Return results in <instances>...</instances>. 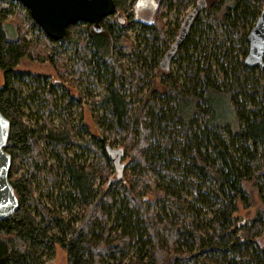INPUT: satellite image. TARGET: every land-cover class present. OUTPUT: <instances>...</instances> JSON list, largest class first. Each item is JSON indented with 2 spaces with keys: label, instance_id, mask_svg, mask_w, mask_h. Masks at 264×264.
I'll use <instances>...</instances> for the list:
<instances>
[{
  "label": "trees",
  "instance_id": "1",
  "mask_svg": "<svg viewBox=\"0 0 264 264\" xmlns=\"http://www.w3.org/2000/svg\"><path fill=\"white\" fill-rule=\"evenodd\" d=\"M112 1L123 25L109 18L98 26L73 23L62 40L42 34L47 50L33 47L20 24L13 40L0 28V113L10 124L4 151L18 201L16 211L0 220V264H42L57 246L67 264H264V64L244 65L246 38L264 0H205V16L196 19L172 61L176 71H162L145 88L141 69L127 73L130 66L122 62L137 54L126 33L139 24L129 12L132 2ZM188 2L158 0L152 23L140 24L151 47L150 67L169 48L163 7L179 10ZM13 3L0 1V20ZM67 43L76 78L105 86L100 104L112 132L109 140L86 142L101 170L64 152L76 141L74 128L48 121L30 126L22 117L18 85L24 78L34 89L28 98L46 103L47 116L56 88L44 76L17 71V63L47 61L62 77ZM115 143L128 163L109 178L106 148ZM46 152L61 157L48 164ZM58 173L70 184L64 196L78 206L67 221L55 202L41 204L34 192L35 182L52 184ZM98 176L106 190L95 189ZM251 193L260 206L249 222H239L235 214L251 205Z\"/></svg>",
  "mask_w": 264,
  "mask_h": 264
},
{
  "label": "rangeland",
  "instance_id": "2",
  "mask_svg": "<svg viewBox=\"0 0 264 264\" xmlns=\"http://www.w3.org/2000/svg\"><path fill=\"white\" fill-rule=\"evenodd\" d=\"M196 0H189L186 6L181 7L179 10L176 8L169 9L168 5H165L161 11L163 15V22L165 24L164 31L168 39V46L172 43L177 35L179 25L182 18L187 14L194 6ZM208 1V0H207ZM13 5L9 11H2V19L0 20V28L5 32L9 40L15 38V26L20 24L24 29L25 37L27 41L33 44V47L40 45L42 49H49L42 41V34L44 33L36 25L37 28L32 26V22L26 16L27 10L19 3L13 0ZM132 2L133 9L129 12L133 15V19L139 24L129 28L127 35L133 41L136 49V55L131 60L124 59L123 63H128L131 72L132 68H140L143 73V80L141 86L144 88L149 81L153 79L158 81L162 70L159 68V63L166 50L158 56L156 59L157 67H150L151 47L148 41V35L140 29V24L150 25L153 21V15L157 7L158 0H130ZM263 9H259L261 12ZM206 12L201 14L204 17ZM19 15L16 19L15 17ZM110 21L116 22L115 16L108 17ZM124 19V18H123ZM257 19V18H256ZM256 19L252 21V27L254 26ZM19 20V21H17ZM175 29L177 31L175 32ZM155 46L159 47V51H162V43L156 42ZM48 52V51H46ZM61 57L67 62V70H63L61 76H57L53 68L47 61L31 60L29 58L21 59L15 69L20 72L29 73L31 75H38L45 77V83L54 84L56 88V95L54 96L55 107L52 112L47 116L45 112L48 111V105L46 103L43 106L39 105V100L34 97L28 98V95L34 90L31 86L30 79L24 78L22 85H18L21 92V112L23 120L30 126H35L36 121L40 126L44 125L45 121H48L54 128H64L66 124L75 129V142L64 145V152L72 157L76 163L83 166H97L98 170L103 169V164L98 154L95 151L88 150L86 146L87 140L93 142L100 136H103L109 140L110 132H112V125L106 119L103 106L100 104V99L105 93V86L102 80L94 78L93 80L83 76L80 79L76 78L73 72H71L72 61V46L65 44ZM177 59V56H175ZM62 65V64H61ZM61 67L64 68V65ZM176 63H171L169 71H176ZM70 70V71H69ZM168 72V71H167ZM3 84L2 73L0 71V86ZM118 136L116 140L118 141ZM109 142V141H108ZM42 149L44 144L41 142ZM119 144L115 143L111 145V150H117ZM111 155L112 161L109 163V178H114L117 173V168L114 165L115 155ZM61 157V154L57 156ZM53 153H44V160L48 163H54L57 158ZM119 165H127L128 159H123L121 156L117 159ZM122 166V167H124ZM22 170L19 171V173ZM122 171V170H121ZM120 171V172H121ZM43 177H45L43 175ZM42 177V178H43ZM101 191L106 190V186L100 183L99 176L95 182V189ZM70 191V184L66 178H62L61 174L54 175V182L47 183L43 178L40 182L34 183L35 197L41 204L50 206L51 200L55 202L56 209H58L64 219L67 221L78 210V206L69 202L68 198L64 196V193ZM251 205L248 208H239L235 214L239 222H249L255 215L256 210L259 208V201L256 196L251 193ZM261 247L264 249V238L261 241ZM42 264H67L64 252L57 246L51 254H47L41 258Z\"/></svg>",
  "mask_w": 264,
  "mask_h": 264
},
{
  "label": "water",
  "instance_id": "3",
  "mask_svg": "<svg viewBox=\"0 0 264 264\" xmlns=\"http://www.w3.org/2000/svg\"><path fill=\"white\" fill-rule=\"evenodd\" d=\"M1 1V0H0ZM19 2L28 12L33 22L46 37L59 41L66 36V29L73 23H85L98 26L100 21L115 16L121 25L125 20L118 13L112 0H14ZM158 4V3H157ZM205 0H196L192 9L184 15L179 25L177 35L163 54L159 63L162 71H168L180 46L199 17L205 11ZM248 51L244 65L248 69L262 67L264 64V10L256 19L247 38ZM9 121L0 113V220L13 214L18 201L8 180L11 167V157L4 151L9 134ZM109 154L115 155L114 162L118 165L119 152L106 148ZM122 166L117 167L118 177Z\"/></svg>",
  "mask_w": 264,
  "mask_h": 264
}]
</instances>
